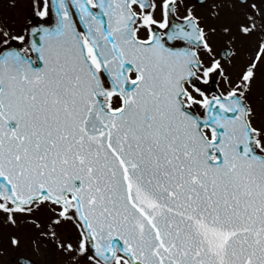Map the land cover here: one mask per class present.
Instances as JSON below:
<instances>
[{
  "label": "snow or ice",
  "instance_id": "snow-or-ice-1",
  "mask_svg": "<svg viewBox=\"0 0 264 264\" xmlns=\"http://www.w3.org/2000/svg\"><path fill=\"white\" fill-rule=\"evenodd\" d=\"M26 11L0 16L3 223L60 264H264V0Z\"/></svg>",
  "mask_w": 264,
  "mask_h": 264
},
{
  "label": "rangeland",
  "instance_id": "rangeland-1",
  "mask_svg": "<svg viewBox=\"0 0 264 264\" xmlns=\"http://www.w3.org/2000/svg\"><path fill=\"white\" fill-rule=\"evenodd\" d=\"M30 0H15V6H11V0H0V16L6 23L14 25L17 30L28 19L26 11ZM212 22V21H210ZM18 234L22 240V247L14 248L10 243V236ZM20 254L32 258L38 264H60L61 257L55 251L54 245L39 235V229L22 219L19 226L6 225L0 219V264H17L11 262Z\"/></svg>",
  "mask_w": 264,
  "mask_h": 264
},
{
  "label": "water",
  "instance_id": "water-1",
  "mask_svg": "<svg viewBox=\"0 0 264 264\" xmlns=\"http://www.w3.org/2000/svg\"><path fill=\"white\" fill-rule=\"evenodd\" d=\"M18 262H19V258H18Z\"/></svg>",
  "mask_w": 264,
  "mask_h": 264
}]
</instances>
